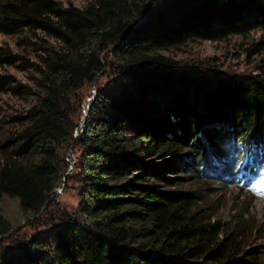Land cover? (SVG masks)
Instances as JSON below:
<instances>
[{
	"label": "trees",
	"instance_id": "obj_1",
	"mask_svg": "<svg viewBox=\"0 0 264 264\" xmlns=\"http://www.w3.org/2000/svg\"><path fill=\"white\" fill-rule=\"evenodd\" d=\"M240 27L258 29L250 45L264 49V0H0V33L16 44H33L36 30L47 37L35 56L0 44V94L14 101L0 106V197H16L24 217L54 205L64 153L78 150L76 207H55L48 229L0 249V264H264V250L241 248L211 220L200 190L158 182H172L164 171L180 156L192 160L188 145L204 161L229 143L230 162L211 173L222 180L252 168L236 157L239 143L264 147L263 77L196 72L161 52ZM107 71L74 134L78 90ZM234 123L255 130L235 134ZM10 230L0 211V238Z\"/></svg>",
	"mask_w": 264,
	"mask_h": 264
},
{
	"label": "rangeland",
	"instance_id": "obj_2",
	"mask_svg": "<svg viewBox=\"0 0 264 264\" xmlns=\"http://www.w3.org/2000/svg\"><path fill=\"white\" fill-rule=\"evenodd\" d=\"M60 2L62 4L70 2L82 6L86 3V0H60ZM242 28L240 27L239 31L226 37L187 39L177 45L163 49L161 52L176 59L178 64L188 66L196 72L256 73L264 78V49L257 51L255 47L250 45V42L259 34V30L250 29L245 31ZM27 38L34 43L19 42L16 44L15 41L19 39L18 35L0 33V44H7L12 49L28 53L29 56H32L33 52V56H35L39 50L35 48L36 43L47 40V37L37 30L35 35ZM48 40L53 42L51 38ZM4 69L14 73L19 78H24V72L11 65H4ZM108 73L109 71L98 73L92 81L83 84L78 90L80 95L79 120L74 134L77 133L79 126L83 124L86 107L92 102L97 87H101L107 82ZM13 102L10 95L0 94V106L2 108L8 107ZM212 127L216 135L223 132L221 125L213 123ZM250 130H255L253 124H233L235 134H244ZM250 134L257 135V133L253 134L252 132ZM262 135L264 136V131H262ZM199 136L200 139L197 141L198 143L201 142L203 153V146L209 141L207 136H204V138L201 135ZM217 147H219V154L211 153V148H209L205 153L206 157L203 156L204 161H202V154L199 156V151L196 153L197 149L188 145L184 151L192 153L191 159L194 163H192V160L188 162L187 157L176 155L180 158L177 162L179 164L176 163V166L168 165L164 171L167 177L171 176L173 178L172 182L167 183L163 179L158 182L163 188L167 189L200 190L198 202L207 208L206 212L211 216V220L218 221L224 232H232L234 240L238 241L241 248L257 246L264 250V147L259 149L250 141L246 144L242 142L238 144V152L236 153L238 160L249 159L252 164L251 169L247 166L242 169L256 170L248 182L238 176L231 180H222L220 176L211 174L220 169L222 162L223 165H227L231 160L230 153L232 149L228 142L220 143ZM77 154L78 150L72 147V144L64 153L68 164L58 185L54 188V205L40 209L37 214L24 217L19 210L16 197L7 194L1 195L0 211L6 220L10 222L11 230L6 237L0 238V249H6L14 245V239L26 242L31 236H36L39 231L48 229L50 225L48 215L54 213L55 207L58 210L65 211L73 210L76 207L78 183L72 165ZM168 155L165 154L164 156ZM156 156L158 154H152L148 157L153 158ZM257 157H261L259 163ZM201 162H205L206 165L202 166ZM205 172L208 173L205 174ZM10 232L11 234H9Z\"/></svg>",
	"mask_w": 264,
	"mask_h": 264
},
{
	"label": "water",
	"instance_id": "obj_3",
	"mask_svg": "<svg viewBox=\"0 0 264 264\" xmlns=\"http://www.w3.org/2000/svg\"><path fill=\"white\" fill-rule=\"evenodd\" d=\"M87 108H88V106L86 107V111H87ZM86 111H85V113H84V115L86 114ZM77 128V127H76ZM76 134V133H75Z\"/></svg>",
	"mask_w": 264,
	"mask_h": 264
}]
</instances>
